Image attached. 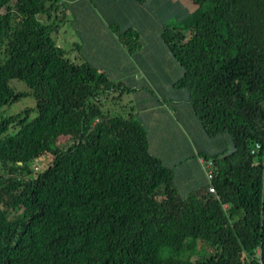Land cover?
I'll list each match as a JSON object with an SVG mask.
<instances>
[{"label":"trees","instance_id":"obj_1","mask_svg":"<svg viewBox=\"0 0 264 264\" xmlns=\"http://www.w3.org/2000/svg\"><path fill=\"white\" fill-rule=\"evenodd\" d=\"M189 1L162 40L228 146L203 157L215 194L182 197L143 126L103 109L126 89L56 45L61 0H0V109L35 102L0 118V264H264V0Z\"/></svg>","mask_w":264,"mask_h":264},{"label":"crops","instance_id":"obj_2","mask_svg":"<svg viewBox=\"0 0 264 264\" xmlns=\"http://www.w3.org/2000/svg\"><path fill=\"white\" fill-rule=\"evenodd\" d=\"M76 4L80 15L71 24L77 36L70 38L69 48V52H75L73 58L67 55L68 58L76 63L86 62L111 81L119 83L124 90L153 88L168 99L163 107L150 95L132 98L136 119L146 131L150 154L171 169L178 194L184 197L201 192L208 183L200 159L211 157L225 148L218 150L222 138L208 144L210 137L205 135L192 113L188 92L176 86L183 70L162 40L169 16L175 17V24L180 25L197 7L189 0H147L142 4L134 0H61L63 20L55 32L57 46L63 43L59 36H65L69 31L64 23L72 17L70 11ZM128 29L137 35L138 47L132 53L127 52L118 38L120 32ZM125 93L120 92V98ZM133 111L132 108L131 113L121 110L126 116H134ZM183 127L190 130L189 134L206 152L193 156V150L184 138ZM185 152L186 156H183Z\"/></svg>","mask_w":264,"mask_h":264},{"label":"rangeland","instance_id":"obj_3","mask_svg":"<svg viewBox=\"0 0 264 264\" xmlns=\"http://www.w3.org/2000/svg\"><path fill=\"white\" fill-rule=\"evenodd\" d=\"M184 8L186 9V6H184ZM70 12H71L70 14L72 17H69V18L67 17L68 20L64 23L66 25V29L69 31L66 33L65 36H59V38L63 39V43L61 45H58V46H60V48L66 52V55L72 57L75 50L69 52V48H71L70 38L76 37L77 33L74 32V26L71 23L73 21H77V18L80 15V9L77 6V4L74 5L73 9H71ZM38 18H41V20H43V19H45V16L39 15ZM175 22H177L176 18L173 16H169V21L167 23L168 28L169 29L173 28L174 25H176ZM59 24H58V27H59ZM131 32H130V29H128L126 32H123L122 34L120 32L119 33L120 36L118 35V38L120 39V43L124 46V48L127 50L128 53H132V52L137 50L136 41L126 39L128 37H131V36H129V35H132ZM126 33H128V34H126ZM53 38L56 39L55 33L53 35ZM131 39H133V37H131ZM57 44H59V43H57ZM82 63H86V62H82ZM10 86L16 91H20V92L28 91L25 84H23L22 82H20L18 80H11ZM125 91L127 93L122 94L123 96L121 98H120L121 95L119 94V92L114 93L113 97L110 96L107 98H102L101 101L103 104V109L105 111H109L110 113H113V114H122L123 111L125 113H131V108H132L134 110L133 111L134 116H133V114L131 116H133V118L135 120H137L136 115H135L136 106L134 105V101L132 100V98H135V97H138L141 95H146L148 97V95H150L155 100H158L163 105V107L166 105L164 103H166L168 101V99L162 97L156 91V89H153V88H129V89H126ZM135 91L139 92V93H135ZM129 100H130V104L128 103ZM34 106H35V102L31 97L22 98L19 102L15 103L14 105L0 109V118L3 116L14 115L18 112L34 108ZM121 110H122V112H121ZM176 115H177V113H176ZM32 116H33V114H31V117ZM182 132H183L185 140L187 141V143H189L191 149L193 150V156L194 157H196L197 154H201L202 152H206V149L200 147L199 144L195 142V138L191 134H189L190 130L187 127H183ZM208 139H210V140H208L209 141L208 144H212V143H216L217 139L220 140L221 138L210 137ZM175 140L176 139H174V141ZM65 141H66L65 139L61 140V143L65 142ZM227 146H228V144H227L226 140L222 139V145H221V147H219L218 150H221L223 147L227 148ZM183 156H186V152L183 153ZM46 164H47V160L45 158H40V159L35 161L34 166L38 170L39 168L45 167Z\"/></svg>","mask_w":264,"mask_h":264},{"label":"built area","instance_id":"obj_4","mask_svg":"<svg viewBox=\"0 0 264 264\" xmlns=\"http://www.w3.org/2000/svg\"><path fill=\"white\" fill-rule=\"evenodd\" d=\"M260 148H261L260 145L255 143L253 145L251 153H256ZM200 163H201L204 175H205V179L208 183L207 192L210 194H215V190H214V187L212 185V179H213V175H214L213 164L211 161H205L203 159H200ZM35 170H37V169L35 168Z\"/></svg>","mask_w":264,"mask_h":264}]
</instances>
